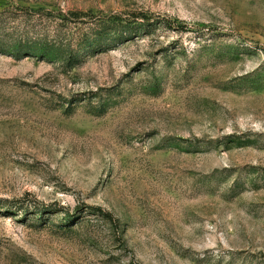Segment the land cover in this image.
<instances>
[{
	"label": "rangeland",
	"instance_id": "374dc122",
	"mask_svg": "<svg viewBox=\"0 0 264 264\" xmlns=\"http://www.w3.org/2000/svg\"><path fill=\"white\" fill-rule=\"evenodd\" d=\"M2 9L57 46L152 24L80 61L0 46V264H264V0Z\"/></svg>",
	"mask_w": 264,
	"mask_h": 264
},
{
	"label": "trees",
	"instance_id": "16d2710c",
	"mask_svg": "<svg viewBox=\"0 0 264 264\" xmlns=\"http://www.w3.org/2000/svg\"><path fill=\"white\" fill-rule=\"evenodd\" d=\"M7 9L0 10V46L6 49V51L13 55L15 58L25 57L27 55H34L39 59L54 58L58 56V52L68 50V62L80 61L82 57L88 52H95L103 49L121 39L128 38L137 28L144 29L151 26L150 17L140 14L132 15L131 19H121L120 17H108V24H100L99 26L93 25L86 31L81 32L78 36L70 39L69 42L60 43L57 46L56 40H52L46 33H38L37 30L31 31L24 30L17 27L13 23V26H2V20L8 19L10 13L6 12ZM28 15L34 13H27ZM142 18L137 20L135 18ZM62 21L65 19L60 17ZM125 26L126 29L122 28ZM165 27L167 25H164ZM120 27V30H118ZM75 38H77L75 45ZM74 46V47H73ZM77 46V47H76ZM74 48V49H73ZM19 200H7L0 199V215L10 213L15 208L12 203ZM22 207H17V210H21Z\"/></svg>",
	"mask_w": 264,
	"mask_h": 264
}]
</instances>
